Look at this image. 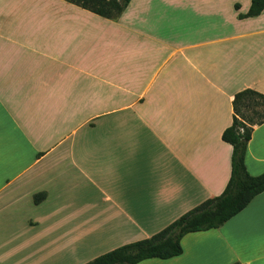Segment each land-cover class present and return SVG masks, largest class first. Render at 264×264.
<instances>
[{
	"label": "crops",
	"instance_id": "crops-1",
	"mask_svg": "<svg viewBox=\"0 0 264 264\" xmlns=\"http://www.w3.org/2000/svg\"><path fill=\"white\" fill-rule=\"evenodd\" d=\"M250 4L130 0L106 19L66 0H5L0 264H85L223 192L234 96L264 95V10L239 18ZM244 165L264 172V123ZM180 246L137 264H264V192Z\"/></svg>",
	"mask_w": 264,
	"mask_h": 264
},
{
	"label": "trees",
	"instance_id": "trees-1",
	"mask_svg": "<svg viewBox=\"0 0 264 264\" xmlns=\"http://www.w3.org/2000/svg\"><path fill=\"white\" fill-rule=\"evenodd\" d=\"M66 1L100 17L114 19L126 9L130 0ZM263 10L264 0H251L248 12L239 18L257 17ZM232 110V123L221 135L232 148L230 176L223 192L186 212L150 238L123 245L85 264H137L151 258L178 256L182 253L180 240L184 235L221 227L264 192V172L251 176L244 165L253 127L264 123V95L252 90L241 91L234 96ZM44 197V194L35 195L34 202Z\"/></svg>",
	"mask_w": 264,
	"mask_h": 264
},
{
	"label": "rangeland",
	"instance_id": "rangeland-1",
	"mask_svg": "<svg viewBox=\"0 0 264 264\" xmlns=\"http://www.w3.org/2000/svg\"><path fill=\"white\" fill-rule=\"evenodd\" d=\"M5 0H0V13L3 12L5 10ZM90 26H93L95 25L94 22L91 21L90 19V23H89Z\"/></svg>",
	"mask_w": 264,
	"mask_h": 264
}]
</instances>
